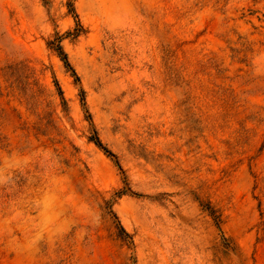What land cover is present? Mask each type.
Segmentation results:
<instances>
[{
  "label": "rangeland",
  "instance_id": "obj_1",
  "mask_svg": "<svg viewBox=\"0 0 264 264\" xmlns=\"http://www.w3.org/2000/svg\"><path fill=\"white\" fill-rule=\"evenodd\" d=\"M0 264H264V0H0Z\"/></svg>",
  "mask_w": 264,
  "mask_h": 264
},
{
  "label": "trees",
  "instance_id": "obj_2",
  "mask_svg": "<svg viewBox=\"0 0 264 264\" xmlns=\"http://www.w3.org/2000/svg\"><path fill=\"white\" fill-rule=\"evenodd\" d=\"M59 49H60V51H61V53H62V55H63V61H64L65 66L75 74L74 70L72 69L70 63H69L68 60H67L66 55L63 54V52H62V50H61V47H60ZM76 78H77V76H76ZM95 143H96V145H97L99 148H101L102 150H104L108 155H110V156H114L111 152H109V151H108V150L102 145V143L100 142V140H99L97 137H95ZM120 229L122 230V232H123L125 235H127V233H126L125 230L122 228V226H120Z\"/></svg>",
  "mask_w": 264,
  "mask_h": 264
}]
</instances>
